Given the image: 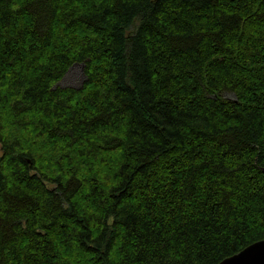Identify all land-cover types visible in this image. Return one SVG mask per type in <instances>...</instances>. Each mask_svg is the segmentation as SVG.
Here are the masks:
<instances>
[{
    "label": "trees",
    "instance_id": "16d2710c",
    "mask_svg": "<svg viewBox=\"0 0 264 264\" xmlns=\"http://www.w3.org/2000/svg\"><path fill=\"white\" fill-rule=\"evenodd\" d=\"M0 145V264L264 240V0H0Z\"/></svg>",
    "mask_w": 264,
    "mask_h": 264
},
{
    "label": "water",
    "instance_id": "95a60500",
    "mask_svg": "<svg viewBox=\"0 0 264 264\" xmlns=\"http://www.w3.org/2000/svg\"><path fill=\"white\" fill-rule=\"evenodd\" d=\"M220 264H264V240L248 246Z\"/></svg>",
    "mask_w": 264,
    "mask_h": 264
},
{
    "label": "rangeland",
    "instance_id": "374dc122",
    "mask_svg": "<svg viewBox=\"0 0 264 264\" xmlns=\"http://www.w3.org/2000/svg\"><path fill=\"white\" fill-rule=\"evenodd\" d=\"M85 81V75L83 71L82 65H76L67 73L64 80L61 82L63 86H72L75 88H79L82 86L83 82ZM228 98H233L232 94L226 95ZM2 156L1 145H0V157Z\"/></svg>",
    "mask_w": 264,
    "mask_h": 264
}]
</instances>
